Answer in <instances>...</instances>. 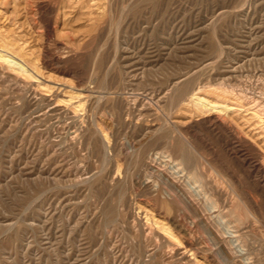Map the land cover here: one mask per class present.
Instances as JSON below:
<instances>
[{
    "label": "rangeland",
    "instance_id": "rangeland-1",
    "mask_svg": "<svg viewBox=\"0 0 264 264\" xmlns=\"http://www.w3.org/2000/svg\"><path fill=\"white\" fill-rule=\"evenodd\" d=\"M13 1L3 0L2 3L0 2V28L2 27L4 31L2 32L1 30L0 33L3 35L8 34L7 36L10 38L8 39L11 41H17V45L18 43L21 45L23 53L29 51L25 53L26 58L28 54L31 59H27L31 63L32 61L34 62L32 65L36 64V66H29L38 72L33 77L36 81L28 75H22L19 71L15 70L14 72L13 69L0 65V68L2 67L0 69V264H192L189 257L184 258L166 247L168 240L165 239L168 236L159 231L157 226L153 227L151 223H148L149 225L144 223L146 222L144 219L145 212L150 211L151 213L153 206L149 203L150 201L148 202V197L150 198L152 195L151 192L146 187H143V182L150 176L151 172L147 176L145 168L135 164L139 147L134 144L140 141L143 143V147H147L148 144V148H152L158 142L157 145L161 151L177 149L188 160L190 159V162L203 164L198 169L200 170L199 172H203L207 176L211 174L215 179H219L223 175H219L214 170L211 171L207 162L218 163V160H220L219 163H223V161L224 163H231V168L228 170L230 173H228L233 178V181L237 175L243 173L236 180L243 181L245 189L249 188L248 192L252 191V196H255V199L260 204L257 218L254 216L250 217L248 213L246 222L248 258L253 264H264V209H262L264 207V180L252 166L253 161L260 156L264 157V147L260 145L263 142L257 145L256 136L254 138V134H252L255 131L250 132L252 127L249 123L242 122L243 119L240 118L236 120L237 125L235 126L240 130L242 129L241 131L245 137L244 142L247 144L246 150H243L232 136L223 133L218 127L216 130L208 131L199 126L191 130L192 135L189 137L190 142L201 148V151L197 153L189 147L183 138L177 136L179 135L178 132L174 134V131H176L174 129L175 126L171 124L175 120L188 122L193 120V118L196 120V118L201 117L192 113L191 119V113L188 112L189 114H187L184 109L182 110L180 103L178 104L181 106L176 105L186 93L185 97L189 98L191 95L188 90L189 87L190 90L196 89L195 92H199L202 96L212 100H217V95L222 91L231 90L232 92L228 91V98L236 96V98L244 99L247 96L250 100L248 101L246 97L244 100L247 103L250 102V105L254 103V106L257 105L258 108L260 107V109L264 110V1L73 0L74 3L72 0H64V2L63 0ZM21 4L23 6H20ZM57 4L59 5L57 6ZM18 6L20 9H18ZM82 8L85 9L84 12ZM25 9L26 14L29 13L30 16H26ZM17 10L22 11H19V13ZM219 12H223V14L220 15ZM40 15L41 18L43 17L42 19H40ZM46 20L48 21L47 23ZM88 21L90 22L88 23ZM50 26L51 28L49 29ZM11 29H14L13 32H11ZM9 32L14 38L9 35ZM24 49L27 50L25 51ZM71 49L74 51L71 52ZM76 53L78 56H76ZM68 56H72V60H69L71 58H67ZM217 57L219 61L216 59ZM207 63L209 66L204 65ZM197 70L200 71L198 72ZM87 71L88 73H86ZM193 72H198L194 74L196 78L193 76ZM181 73L184 74L181 84L177 86L179 89L175 87L176 90L174 89L175 91H173V87H171L173 83L171 82L178 76L181 77ZM191 74L192 76H190ZM21 75L22 78L20 77ZM188 75L190 76L189 78L186 77ZM85 78H87V81ZM42 79L44 80L42 81ZM102 82L103 84H101ZM191 84H194L193 89ZM183 88H186L185 92ZM70 90L71 92L75 91L83 94V108H75L72 103L65 99V95L67 96ZM181 90H183V94H181L182 92L180 93ZM167 92L170 93L167 94ZM178 92L182 95V98L180 94H177ZM168 95L171 97L175 96L171 98ZM178 96L180 98H177ZM49 102L51 103L49 104ZM58 102L59 108L56 105ZM89 103L90 107H88ZM172 105L176 106V108L172 107ZM111 106H113V109ZM177 108L178 110H176ZM115 109H117L116 112ZM173 112H176V115ZM71 113L72 115H70ZM115 114L116 116L120 115L118 118L121 119L119 120ZM183 114L186 115L183 116ZM187 115L190 119H188ZM114 116L116 119L112 118ZM170 119L173 120L170 121ZM112 120L114 123H111L113 122ZM106 122L109 124L108 127ZM91 123L96 125L94 124L95 126L93 125V127L90 125ZM135 123L136 126H134ZM138 123L141 124L139 125ZM137 125L140 127H137ZM161 125L164 130L160 128ZM188 125L190 126L188 123L186 127H189ZM246 125L249 126L247 127ZM149 128L151 130L158 128L161 131L159 133L157 130V133L149 134ZM100 129L103 130L101 131ZM172 129L173 131H171ZM246 129L248 130L246 131ZM90 130H92V133ZM131 131L132 134H130ZM76 132L78 134L75 135ZM96 132L99 133L96 135ZM247 133L250 134L248 135ZM91 134L92 136H90ZM217 134L219 135L217 136L218 138L214 137ZM104 136H108V138H104ZM87 137L88 139L86 140ZM158 137H162L161 140ZM250 137H253V142H251L253 139ZM123 140H126V144ZM199 141L203 144H200ZM91 142H93L92 147ZM225 145L229 146L230 153L225 149ZM109 148L113 150H108ZM106 149L109 152L108 154ZM216 153L218 155L214 156ZM226 153L228 154L226 155ZM102 154L104 155L102 156ZM246 156H248V159ZM244 160L246 163L245 169H240L238 163L244 162ZM113 161L117 162L114 163L115 166ZM137 172L139 174H136ZM106 173L108 176L105 175ZM133 173L135 175H131ZM245 176L248 177L245 178ZM243 178L244 180H242ZM102 183L108 188H104ZM257 183L262 186L263 192L255 188ZM245 184H247V187ZM139 190L142 191V194ZM145 190H148L149 193ZM235 190L238 191L236 185ZM116 193L118 194L116 195ZM134 195L137 196L136 200ZM122 196L125 200L122 199ZM143 198L145 199L143 200ZM114 202L117 205L119 204V207L114 205ZM135 203H138L139 207ZM123 205H125L124 208ZM140 206L146 207V209ZM149 207L151 209L148 210ZM136 209L137 211H135ZM187 212L181 211V215L186 218L187 223H191L192 219L194 220L195 212L194 210ZM240 213H243L244 216L246 215L245 210H241ZM135 214L136 217H134ZM125 215L127 216L126 219ZM142 215L144 216L142 217ZM197 223L196 221L194 227L197 240L203 245L214 247V242L210 240L207 229ZM147 228L155 230L159 243L155 241L156 239H152L150 235H147L149 234V231L146 230Z\"/></svg>",
    "mask_w": 264,
    "mask_h": 264
},
{
    "label": "bare ground",
    "instance_id": "bare-ground-1",
    "mask_svg": "<svg viewBox=\"0 0 264 264\" xmlns=\"http://www.w3.org/2000/svg\"><path fill=\"white\" fill-rule=\"evenodd\" d=\"M3 1V0H2ZM2 1H0L2 3ZM16 0H14L13 2H15ZM33 1V0H32ZM39 1V0H38ZM43 1V0H41ZM59 1V0H58ZM68 1V0H66ZM78 1V0H77ZM83 1V0H81ZM101 1V0H100ZM264 1V0H263ZM18 2V0H17ZM26 2V1H25ZM24 2V3H25ZM37 2V0H36ZM62 2V1H61ZM64 2V0H63ZM70 2V1H69ZM73 2V0H72ZM110 2V1H109ZM0 3V4H1ZM23 3V4H24ZM35 3V2H33ZM58 3V2H57ZM74 3V2H73ZM77 3V2H76ZM80 3V2H79ZM92 3V2H91ZM15 4V3H14ZM17 4V3H16ZM30 4V3H29ZM32 4V3H31ZM41 4V3H40ZM43 4V3H42ZM71 4V3H70ZM84 4V3H83ZM88 4V2H87ZM258 4V3H257ZM25 5V4H24ZM56 5V4H55ZM59 4H57L58 6ZM66 5V4H65ZM69 5V4H68ZM77 5V4H76ZM81 5V4H80ZM90 5V4H89ZM92 5V4H91ZM126 5V4H125ZM151 5V4H150ZM155 5V4H154ZM239 5V4H238ZM20 6H23L22 4ZM41 6V5H39ZM48 6V5H47ZM46 6V8H47ZM74 6V5H73ZM78 6V5H77ZM84 6V5H83ZM88 6V5H87ZM86 6V7H87ZM98 6V5H96ZM15 7V5H14ZM13 7V8H14ZM33 7V6H32ZM64 7V5H63ZM81 7V6H80ZM85 7V8H86ZM105 7V6H104ZM26 8V6H25ZM52 8V7H51ZM50 8V9H51ZM60 8V7H59ZM70 8V7H69ZM77 8V7H76ZM75 8V9H76ZM108 8V7H107ZM130 8V7H128ZM16 9H17V6H16ZM18 9H20V7L18 6ZM22 9V8H21ZM24 9V8H23ZM28 9V8H27ZM31 9V8H29ZM83 9V8H82ZM103 9V8H102ZM110 9V8H109ZM121 9V8H120ZM207 9V8H206ZM35 10V9H34ZM53 10V9H52ZM55 10V9H54ZM67 10V9H66ZM85 9H83V12H84ZM94 10V9H92ZM131 10V9H130ZM16 11V10H15ZM20 11V10H19ZM17 10V12H19ZM22 11V10H21ZM20 11V12H21ZM41 11V10H40ZM64 11V10H63ZM75 11V10H73ZM81 11V10H80ZM87 11V10H86ZM90 11V10H89ZM198 11V10H197ZM220 11V10H219ZM225 11V10H223ZM230 11V10H229ZM1 12V10H0ZM19 12V13H20ZM68 12V11H67ZM105 12V11H104ZM137 12V11H136ZM242 12V11H241ZM14 14V12H12ZM18 13V14H19ZM41 13V12H40ZM47 13V12H46ZM64 13V12H63ZM88 13V12H87ZM114 13V12H113ZM112 13V14H113ZM217 13V12H216ZM220 15L223 14V12H219ZM227 13V11H226ZM225 13V15H226ZM17 14V13H16ZM15 14V15H16ZM25 14H26V9H25ZM49 15V13H47ZM53 14V13H52ZM73 14V13H72ZM80 14V13H78ZM85 14V13H84ZM1 15V14H0ZM3 15V14H2ZM8 15V14H7ZM11 15V14H10ZM29 15L26 14V16ZM31 15H33L31 13ZM66 15V14H65ZM83 15V14H82ZM80 15V16H82ZM105 15V14H104ZM132 15V14H130ZM165 15V14H164ZM263 15V14H262ZM25 16V15H24ZM30 16V15H29ZM52 16V15H51ZM69 16V15H67ZM79 16V15H78ZM86 16V14H85ZM103 16V15H102ZM218 16V15H217ZM224 16V15H223ZM34 17V16H33ZM57 17V16H56ZM70 17V16H69ZM68 17V18H69ZM77 17V15H76ZM122 17V16H121ZM239 17V16H238ZM36 18V16H35ZM43 18V17H42ZM41 18V15H40V19ZM45 18V17H44ZM49 18V16H48ZM78 18V17H77ZM84 18V17H83ZM94 18V17H93ZM99 18V17H98ZM107 18V17H106ZM119 18V17H118ZM152 18V17H151ZM220 18V17H219ZM15 19V18H14ZM64 19V17H63ZM67 19V18H66ZM86 19V18H85ZM88 19V18H87ZM1 20V19H0ZM18 20V19H17ZM24 20V19H23ZM35 20V19H34ZM48 20V19H47ZM46 20V23L49 21ZM99 20V19H98ZM102 20V19H101ZM116 20V19H115ZM132 20V19H131ZM6 21V20H5ZM12 21V20H11ZM58 21V20H57ZM68 21V20H67ZM111 21V20H110ZM114 21V20H113ZM19 22V21H18ZM51 22V21H50ZM90 21H88L89 23ZM108 22V21H107ZM11 23V22H10ZM29 23V22H28ZM39 23V22H38ZM41 23V22H40ZM44 23V22H43ZM45 23V25H47ZM69 23V22H68ZM102 23V22H101ZM228 23V22H227ZM252 23V22H251ZM5 24V23H4ZM12 24V23H11ZM9 24V25H11ZM66 24V22H65ZM64 24V25H65ZM104 24V23H103ZM146 24V23H145ZM14 25V24H13ZM50 25V23H49ZM63 25V26H64ZM68 25V24H67ZM74 25V23H73ZM98 25V24H97ZM216 25V24H215ZM3 26V25H2ZM5 26V25H4ZM12 26V25H11ZM22 26V25H21ZM20 26V27H21ZM39 26V25H38ZM71 26V25H70ZM89 26V25H88ZM101 26V24H100ZM107 26V25H106ZM128 26V25H127ZM24 27V26H23ZM102 27V26H101ZM113 27V26H112ZM4 28V27H3ZM22 28V27H21ZM21 28H19L21 30ZM48 28V27H47ZM51 28V26L49 27V29ZM120 28V27H119ZM6 29V28H5ZM9 29V28H8ZM30 29V28H29ZM72 29V28H71ZM110 29V28H109ZM2 29V27L0 28V31ZM13 32L14 29H11ZM17 30V29H16ZM105 30V29H104ZM102 31V30H101ZM7 32V31H6ZM39 32V31H38ZM62 32V31H61ZM82 32V31H80ZM195 32V31H194ZM25 33V32H24ZM30 33V32H29ZM47 33V32H46ZM105 33V32H104ZM28 34V33H27ZM8 34H1L0 33V65L2 66H5V68H8V69H13V71L15 72L16 71H19V73L21 72L22 75H28L29 77H35V75L37 74L36 72V69H31L29 65H32V63H34L32 61L27 59V58H30L31 57H28V54H27V58H26V54L25 53H28L29 51L23 53V49L21 48V45H17V41H11L9 40V36H7ZM9 35H10V32H9ZM16 35V34H15ZM51 35V34H50ZM53 35V34H52ZM87 35V34H86ZM95 35V34H94ZM12 37V35H10ZM22 36H25V35H22ZM31 36V35H30ZM178 36V35H177ZM260 36V35H259ZM16 37V36H15ZM38 37V36H37ZM46 37V36H45ZM84 37V36H82ZM9 38V39H8ZM14 38V36L12 37ZM11 38V39H12ZM24 38V37H23ZM39 38V37H38ZM72 38V37H71ZM89 39V37H87ZM235 38V37H234ZM17 39V38H16ZM15 39V40H16ZM83 39V38H82ZM87 39V40H88ZM102 39V38H101ZM72 40V39H71ZM85 40V39H84ZM136 40V39H135ZM220 40V39H219ZM32 41V40H31ZM30 41V42H31ZM34 41V40H33ZM22 42V41H21ZM25 42V41H24ZM23 42V43H24ZM29 42V43H30ZM80 42V41H79ZM78 42V44H79ZM225 42V41H224ZM34 43V42H33ZM71 43V42H70ZM28 44V43H27ZM35 44V43H34ZM84 44V43H83ZM259 44V43H258ZM30 45V44H29ZM66 46V44H64ZM69 45V44H67ZM219 45V44H218ZM32 47V46H31ZM86 47V45H85ZM98 47V46H97ZM221 47V46H220ZM249 47V46H248ZM252 47V46H251ZM23 48H25L23 46ZM27 48V47H26ZM69 48V47H67ZM73 48V46H72ZM77 48V47H75ZM228 48V47H227ZM33 49V48H32ZM64 49V47H63ZM66 49V47H65ZM127 49V48H126ZM25 50V49H24ZM27 50V49H26ZM25 50V51H26ZM54 50V49H53ZM69 50V49H68ZM66 50V51H68ZM72 50V49H71ZM224 50V49H223ZM74 50H72L71 52H73ZM222 51V50H221ZM75 53V52H74ZM177 53V52H176ZM222 53V52H221ZM68 54V53H67ZM66 54V55H67ZM70 54V52H69ZM149 54V53H148ZM57 55V54H56ZM73 55V53H72ZM223 55V54H222ZM227 55V54H226ZM251 55V54H250ZM54 56V55H53ZM58 56V55H57ZM62 56V55H61ZM76 56L77 53H76ZM75 56V57H76ZM225 56V55H224ZM249 56V55H248ZM39 57V56H38ZM59 57V56H58ZM72 56H68L67 58H71ZM192 57V56H191ZM214 57V56H212ZM219 57V56H218ZM218 57L216 58L218 60ZM239 57V56H238ZM33 58V57H32ZM60 58V57H59ZM66 58V57H65ZM78 59V57H76ZM84 58V57H83ZM104 58V57H103ZM129 58V57H128ZM142 58V57H141ZM253 58V57H252ZM41 59V58H40ZM58 59V58H57ZM154 59V58H153ZM211 59V58H210ZM214 59V58H213ZM34 61H36L35 59H32ZM60 60V59H59ZM62 60V59H61ZM66 60V59H65ZM68 60V59H67ZM69 60H72L69 59ZM82 60V59H81ZM98 60V59H97ZM106 60V59H105ZM207 60V59H206ZM251 60V59H250ZM74 61V60H73ZM148 61V60H147ZM208 61V60H207ZM219 61V60H218ZM217 61V62H218ZM37 62V61H36ZM66 62V61H65ZM31 63V64H30ZM68 63V61H67ZM103 63V62H101ZM106 63V62H105ZM205 63V62H204ZM38 64V63H37ZM41 64V63H40ZM74 64V63H73ZM77 64V63H76ZM113 64V63H112ZM213 64H215L213 62ZM105 65V64H104ZM204 65H208L207 64H204ZM228 65V64H227ZM32 66H36L35 65H32ZM209 66V65H208ZM207 66V67H208ZM39 67V66H38ZM200 67V66H199ZM203 67V66H202ZM201 67V68H202ZM205 67V66H204ZM2 68V67H1ZM0 68V69H1ZM4 68V67H3ZM209 68V67H208ZM198 69V68H197ZM204 69V68H203ZM205 69H207L205 67ZM3 70V69H2ZM41 70V69H40ZM104 70V69H103ZM195 70V69H193ZM232 70V68H231ZM234 70V68H233ZM12 71V70H11ZM94 71V70H92ZM143 71V70H142ZM198 72L200 70H197ZM5 72V71H4ZM104 72V71H103ZM190 72V71H189ZM197 72V73H198ZM202 72V71H201ZM3 73V72H2ZM17 73V72H16ZM20 73V74H21ZM88 73V71L86 72ZM92 73V72H91ZM196 73V72H195ZM193 72V76L195 74ZM196 73V74H197ZM18 74V73H17ZM43 74V72H42ZM99 74V73H98ZM110 74V73H109ZM182 74V73H181ZM184 74V73H183ZM183 74L181 77L178 76V78H176L175 80H173V83L171 87L173 91H175V87L179 86L182 82V79H183ZM227 74V73H226ZM19 75V74H18ZM22 75L20 76L22 78ZM40 75V74H39ZM85 75V74H84ZM102 75V74H101ZM186 75V74H185ZM257 75V74H256ZM43 76V75H42ZM46 76V75H45ZM52 76V75H51ZM49 76V77H51ZM170 76V75H169ZM174 76V75H173ZM177 76V74H176ZM192 76V74L190 75ZM189 75L186 76V77H190ZM197 76V75H196ZM41 77V75H40ZM54 77V76H53ZM84 77V76H83ZM175 77V76H174ZM195 77V76H194ZM193 77V78H194ZM43 78V77H42ZM52 78V77H51ZM94 78V77H93ZM187 78V79H188ZM196 78V77H195ZM194 78V79H195ZM9 79V78H8ZM34 79V78H33ZM55 80V77L53 78ZM64 79V78H63ZM62 79V80H63ZM86 81H87V78H85ZM194 79H191V80H194ZM203 79V78H202ZM264 79V78H263ZM19 80V79H18ZM17 80V82H18ZM29 80V79H28ZM32 80V79H31ZM30 80V81H31ZM36 80V79H34ZM44 79H42L43 81ZM51 80V79H50ZM67 80V79H66ZM100 80V79H99ZM98 80V81H99ZM27 81V80H26ZM37 81V80H36ZM46 81V79H45ZM49 81V80H48ZM56 81V80H55ZM167 81V80H166ZM165 81V82H166ZM185 81V80H184ZM201 81V80H200ZM34 82V81H33ZM39 82V81H38ZM47 82V81H46ZM58 82V81H57ZM68 82V81H67ZM72 82V81H71ZM188 82H190L188 80ZM193 82V81H191ZM225 82V81H224ZM227 82V81H226ZM35 83V82H34ZM66 83V82H64ZM85 83V82H84ZM116 83V82H115ZM169 83V82H168ZM187 83V82H186ZM194 83V82H193ZM263 83V82H261ZM36 84V83H35ZM43 84V83H42ZM46 84V83H45ZM50 84V83H49ZM55 84V83H54ZM60 84V83H59ZM76 84V83H75ZM90 84V83H89ZM103 84V82L101 83ZM188 84V83H187ZM198 84V83H197ZM196 84V85H197ZM264 84V83H263ZM28 85V84H26ZM37 85V84H36ZM40 86V84H38ZM56 85H58V83H56ZM61 85V84H60ZM66 85V84H65ZM73 85V83H72ZM81 85V84H80ZM86 85V84H85ZM161 85V84H160ZM171 85V84H170ZM192 85V84H191ZM238 85V84H237ZM2 86V85H1ZM33 86V85H32ZM43 86V85H42ZM64 86V85H63ZM98 86V84H97ZM100 86V85H99ZM183 86V85H181ZM180 86V87H181ZM193 86L194 84L191 86L192 89H193ZM200 86V85H199ZM242 86V85H241ZM34 87V86H33ZM48 87V86H47ZM66 87V86H65ZM76 88V86H74ZM73 87V88H74ZM82 87V86H81ZM84 87V85H83ZM87 87V86H86ZM85 87V89H86ZM162 87V86H161ZM160 87V88H161ZM166 87V86H165ZM164 87V88H165ZM184 87V86H183ZM186 87V86H185ZM220 87V86H219ZM4 88V87H3ZM51 88V87H50ZM55 88V87H54ZM68 88V87H66ZM103 88V87H102ZM178 88V87H177ZM187 88V87H186ZM185 88V89H186ZM200 88V87H199ZM38 89V88H37ZM60 89V88H59ZM62 89V88H61ZM70 89V88H69ZM98 89V88H97ZM144 89V88H143ZM163 89V88H162ZM169 89V88H168ZM175 89V90H174ZM179 89V88H178ZM181 89V88H180ZM185 89L183 88L184 92H185ZM203 89V88H201ZM200 89V90H201ZM225 89V88H224ZM28 90V89H27ZM36 90V89H35ZM48 89L46 88V91ZM54 90V89H52ZM51 90V91H52ZM76 90V89H75ZM79 90V89H78ZM84 90V89H83ZM113 90V88H112ZM183 90L180 91L181 94H183ZM188 90L191 92V95L189 96V98L185 97V96L182 98V95L178 92L177 94L181 96L182 99H178L179 102H177L176 105H180L182 107V110L184 109L187 114L189 113H193V114H196L197 116H201L200 118L198 117V119L196 118V120L193 118V120H190V121H186V122H183L181 120H175L173 121L171 124H174L175 126V130L174 131V134L175 132H178L179 135L177 136H180V138H183V140L189 145V147L195 151V152H200L201 151V148L196 146V144L194 145L192 142H190L189 140V137L192 135V129L194 127L198 128L199 126H201L202 128H205L206 130L208 131H212V130H216V128L218 127V129H220L223 133L227 134L228 136H232L234 138V140H236V143L239 144V146L243 149V150H246L247 149V144L244 142V135L242 133V129L240 130L237 126V122L236 120L242 118V122H247L249 123V125L252 127L250 128V132L251 131H255L254 133V138L256 136V141H257V145H259L258 143H262L263 144H260L262 145L261 147H264V110L260 109V107L258 108V106H254V103L253 105H250V102L247 103L246 100V97L244 99L242 98H236L233 97V98H228V94L229 92H232L231 90H224L222 91L221 93H219L217 95V100H212L206 96H202L199 92H195L196 89H193V90H190V87L188 88ZM199 90V89H198ZM37 91V90H36ZM39 91V90H38ZM57 91V90H56ZM86 91V90H85ZM92 91V90H90ZM162 91V90H161ZM172 91V92H173ZM209 91V90H208ZM217 91V89H216ZM229 91V92H228ZM247 91V90H246ZM41 92V91H40ZM48 92V91H47ZM63 92V90H62ZM67 92V91H66ZM69 92V91H68ZM88 92V91H87ZM110 92V91H109ZM171 92V91H170ZM170 92H167L170 93ZM188 92V93H190ZM58 93V92H57ZM96 93V92H95ZM159 93V92H158ZM244 93V92H243ZM66 94V93H65ZM176 94V95H177ZM233 94V93H232ZM231 94V95H232ZM264 94V93H263ZM48 95V94H47ZM64 95V94H63ZM89 95V94H88ZM154 95V94H153ZM160 95V94H158ZM170 95V94H169ZM168 95V96H169ZM24 96V95H23ZM49 96V95H48ZM163 96V95H162ZM175 95H173L174 97ZM243 96V95H242ZM58 97V95H57ZM65 99L69 102V103H72V106L74 105L75 108H81L83 106V94L82 93H79V92H75V91H72L70 90L69 94H67V96L65 95ZM85 97V96H84ZM171 97V96H169ZM171 97V98H173ZM241 97V96H240ZM159 98V97H158ZM166 98V97H165ZM177 98H180L179 96ZM251 98V97H250ZM26 99V98H25ZM28 99V98H27ZM52 99H55V98H52ZM57 99V98H56ZM60 99V98H58ZM63 99V98H61ZM86 99V98H84ZM100 99V98H99ZM175 99V98H174ZM248 99V97H247ZM78 100V101H76ZM92 100V99H90ZM94 100V99H93ZM112 100V98H111ZM177 101V99H175ZM252 100V98H251ZM255 100V99H254ZM64 101V100H62ZM97 101V100H96ZM123 101V100H122ZM171 101V100H169ZM168 101V102H169ZM175 101V102H176ZM248 101H250L248 99ZM257 101V100H256ZM264 101V99H263ZM91 102V101H90ZM108 102V101H107ZM166 102V103H168ZM173 102V101H172ZM262 102V101H260ZM51 102H49L50 104ZM57 103V101H56ZM88 103V102H87ZM100 103V102H99ZM110 103V102H109ZM120 103V102H119ZM180 103V104H178ZM251 103V104H252ZM173 104V103H172ZM261 104V103H260ZM17 105V104H16ZM27 105V104H26ZM57 105V108L58 105H59V102ZM55 105V106H56ZM62 105V104H61ZM66 105V104H65ZM85 105V104H84ZM87 105V104H86ZM96 105V103H95ZM98 105V104H97ZM103 105V104H102ZM101 105V106H102ZM112 105V104H111ZM174 105V104H173ZM172 105V107H174ZM262 105V104H261ZM69 106V105H68ZM105 106V105H104ZM119 106V104H118ZM263 106V105H262ZM51 107V106H50ZM53 107V106H52ZM62 107V106H61ZM66 107V106H65ZM71 107V106H70ZM90 107V103H89V106ZM113 106H111L112 108ZM123 107V106H122ZM139 107V106H138ZM170 107H171V104H170ZM178 107V106H177ZM27 108V107H26ZM34 108V107H33ZM42 108V107H41ZM49 108V107H47ZM56 108V109H57ZM68 108V107H67ZM83 108V107H82ZM87 108V107H86ZM129 108V107H128ZM176 108V106L174 107ZM31 109V108H30ZM54 109V107H53ZM52 109V110H53ZM65 109V108H63ZM62 109V110H63ZM69 109V108H68ZM67 109V110H68ZM73 109V108H72ZM113 109V108H112ZM27 110V109H26ZM47 110V109H46ZM49 110V109H48ZM61 110V111H62ZM71 110V109H70ZM85 110V109H84ZM88 110V108H87ZM102 110V109H101ZM117 109H115V112H116ZM172 110V109H171ZM175 110V109H174ZM178 110V108L176 109ZM175 110V111H176ZM45 111V110H44ZM69 111V110H68ZM81 111V110H80ZM89 111V110H88ZM109 111V110H108ZM113 111V110H112ZM120 111V110H118ZM144 111V110H143ZM50 112V111H49ZM48 112V113H49ZM71 112V111H70ZM79 112V111H77ZM76 112V113H77ZM178 112V111H177ZM189 112V113H188ZM52 113V112H51ZM57 113V111H56ZM61 113V112H60ZM110 113V112H109ZM174 114L176 112H173ZM182 113V112H181ZM180 113V114H181ZM185 113V112H184ZM42 114V112H41ZM46 114V113H45ZM69 114V113H68ZM74 114V112H73ZM80 114V113H79ZM114 114V113H113ZM112 114V115H113ZM117 114V113H116ZM115 114V116H116ZM124 114V113H123ZM130 114V113H129ZM142 114V113H141ZM140 114V115H141ZM190 114V117L192 119V116L193 114L191 115ZM40 115V114H39ZM57 115V114H56ZM54 115V116H56ZM72 115V113L70 114ZM68 115V116H70ZM85 115V114H84ZM176 115V114H175ZM186 115V114H183V116ZM75 116V115H74ZM77 116H78V113H77ZM112 117L113 119L115 118ZM120 117V115H118ZM118 116H116L118 118ZM124 116V115H122ZM134 116V115H133ZM142 116V115H141ZM76 117V116H75ZM85 117V116H84ZM90 117V116H89ZM93 117V116H92ZM91 117V118H92ZM137 117V116H135ZM178 117H179V113H178ZM182 117V116H181ZM188 117V115H187ZM88 118V117H87ZM78 119V117H77ZM111 119V117H110ZM109 119V120H110ZM116 119V118H115ZM119 119V118H118ZM121 119V118H120ZM119 119V120H120ZM124 119V118H123ZM122 119V120H123ZM133 119V118H132ZM136 119V118H135ZM145 119V118H144ZM157 119V118H156ZM188 119H190L188 117ZM103 120V119H102ZM106 120V118H105ZM134 120V119H133ZM173 120V119H170V121ZM199 120H201L199 122ZM74 121V120H73ZM113 121V120H112ZM124 121V120H123ZM132 121V120H131ZM129 121V122H131ZM149 121V120H148ZM147 121V122H148ZM98 122V121H97ZM102 122V121H101ZM105 122V121H104ZM136 122V121H135ZM236 122V123H235ZM244 122V123H245ZM63 123V122H62ZM76 123V122H75ZM110 123V122H109ZM111 123H114L111 122ZM110 123V124H111ZM116 123V122H115ZM132 123V122H131ZM158 123V122H157ZM164 123V122H163ZM190 124L189 127H186L187 124ZM235 123V124H234ZM243 123V124H244ZM66 124V123H65ZM81 124V123H80ZM83 124V123H82ZM95 124V123H94ZM93 124V125H94ZM108 123L106 122V125ZM117 124V123H116ZM115 124V125H116ZM119 124V123H118ZM139 124V123H138ZM141 124V123H140ZM139 124V125H140ZM159 124V123H158ZM64 125V124H63ZM92 125V123L90 124ZM92 125V126H93ZM96 125V124H95ZM94 125V126H95ZM105 125V123H104ZM128 125V123H127ZM130 125V123H129ZM137 125V127L139 126ZM146 125V124H145ZM156 125V123H155ZM167 126H169L168 124H166ZM239 125V123H238ZM248 125V126H249ZM66 126V125H65ZM68 126V125H67ZM71 126V125H69ZM93 126V127H94ZM109 126V124L107 125V127ZM136 126V123L135 125ZM133 126V127H134ZM153 126V125H151ZM157 126V125H156ZM247 126V125H246ZM247 126V127H248ZM100 127V126H98ZM111 127V126H110ZM109 127V128H110ZM126 128V126H124ZM123 127V128H124ZM131 127V126H130ZM129 127V128H130ZM140 127V126H139ZM164 127V126H163ZM239 127L241 128V126L239 125ZM246 127V128H247ZM102 128V127H101ZM113 128H114V125H113ZM132 128V127H131ZM146 128V127H145ZM148 128V127H147ZM154 128V127H153ZM161 129L162 128V125L160 127ZM170 128V127H169ZM201 128V129H202ZM245 128V127H243ZM40 129V128H39ZM67 129V128H66ZM73 129V128H72ZM98 129V128H96ZM127 129V128H126ZM142 129V128H141ZM144 129V128H143ZM160 129V131H161ZM77 130V129H76ZM101 130V129H100ZM103 130V129H102ZM101 130V131H102ZM118 130V129H117ZM121 130V129H120ZM124 130V129H123ZM133 130V129H132ZM136 130V129H135ZM158 130V128H155L154 130L150 129L149 128V131L148 133L149 134H152L153 132H156ZM164 130V129H163ZM162 130V131H163ZM248 129H246L247 131ZM92 130H90L91 132ZM98 131V130H97ZM106 130L104 129V133L106 134L105 132ZM110 131V130H109ZM115 131V130H114ZM125 131V130H124ZM128 131V130H127ZM138 133H140L138 130H136ZM160 131L158 130V132L160 133ZM173 131V129L171 130ZM198 131V130H197ZM201 131V130H200ZM82 132V131H81ZM85 132V131H84ZM87 132V131H86ZM108 132V130H107ZM121 132V131H120ZM144 132V131H143ZM142 134H146V132H144ZM169 132V131H167ZM203 132V130H202ZM62 133V132H61ZM92 133V132H91ZM94 133V132H93ZM97 133L99 132H96V135ZM102 133V132H101ZM113 133V132H112ZM118 133V132H117ZM129 133V131H128ZM127 133V134H128ZM134 133V132H133ZM157 133V132H156ZM155 133V134H156ZM173 133V132H172ZM209 133V132H208ZM211 133V132H210ZM214 133V132H213ZM219 133V132H218ZM78 134V132L75 133V135ZM88 134V133H87ZM110 134V133H109ZM115 134V132H114ZM132 134V131L131 133ZM129 134V135H130ZM134 134H137V133H134ZM133 134V135H134ZM166 134V133H165ZM170 134V133H169ZM204 134V133H203ZM222 134V133H220ZM245 134V133H244ZM248 134V133H247ZM250 134V133H249ZM248 134V135H249ZM65 135V134H64ZM95 135V136H96ZM100 135V134H99ZM104 135V134H103ZM113 135V134H112ZM111 135V136H112ZM124 135V133H123ZM129 135H125V136H129ZM154 135V134H153ZM172 135V134H171ZM195 135V133H194ZM209 135V134H207ZM207 135H204V136H207ZM92 136V134L90 135ZM101 136V135H100ZM99 136V137H100ZM116 136V134H115ZM135 136H138V135H135ZM156 136V135H155ZM159 136V135H158ZM162 136V135H161ZM176 136V135H175ZM197 136V135H196ZM219 136L218 134L214 137H217ZM223 136V135H222ZM227 136V137H228ZM126 137V138H127ZM131 137V135L129 136ZM139 137V136H138ZM141 137V136H140ZM163 137V136H162ZM161 137V138H162ZM194 137V136H193ZM247 137V136H246ZM93 138V137H91ZM95 138V137H94ZM104 138H108L104 136ZM103 138V140H104ZM118 138V137H117ZM122 138V137H121ZM160 137H158L159 139ZM160 138V140H161ZM171 138V137H170ZM202 138V137H201ZM218 138V137H217ZM221 139V137H219ZM253 139V137H250ZM53 139V138H52ZM88 139V137L86 138V140ZM90 139V138H89ZM111 139V138H109ZM108 139V140H109ZM113 139V138H112ZM111 139V140H112ZM132 139V137H131ZM147 139V138H146ZM155 139V138H154ZM173 139V138H172ZM171 139V140H172ZM224 139V138H223ZM231 139V137H230ZM92 140V139H91ZM107 140V139H105ZM107 140V141H108ZM116 140V139H115ZM134 140V139H133ZM145 140V139H143ZM149 140V139H148ZM159 140V141H160ZM182 140V142H183ZM228 140V139H227ZM102 141V139H101ZM124 141V140H123ZM122 141V142H123ZM126 141V140H125ZM124 141V143H125ZM128 141V140H127ZM132 141V140H131ZM155 141V140H154ZM254 139L251 141L253 142ZM88 142V141H87ZM133 142V141H132ZM136 142V141H135ZM157 142V141H156ZM162 142V141H161ZM165 142V141H164ZM176 142V141H175ZM197 142V141H196ZM200 142V141H199ZM223 142V140H222ZM231 142V141H230ZM61 143V142H60ZM104 143V142H103ZM107 143V142H106ZM111 143V142H110ZM115 143V142H114ZM123 143V144H124ZM158 143V142H157ZM157 143H155V145L152 146V148H148V144H147V147H143V143L138 142V143H135L134 145L136 147H139V153L136 155V160H135V164L138 166V165H141L142 167L145 168L146 170V174L148 176V173H150L145 181L143 182L144 185L143 187H146L150 192H151V197L149 198L148 197V202L152 204L153 206V209L151 210L152 212L150 213L149 212H145V217L144 219L146 220V223L147 225H149L148 223H151L154 226H157V229L161 232H163L167 237V239L165 240H168V242H166V247L170 248L174 253H178V255L182 256V257H189L190 258V262L192 264H253V262L248 258V240H246V235L248 236V234H246V231H247V220H248V213L250 215V217L254 216L255 218H257V212H258V209H259V201H257L255 199V196L253 197L252 194H251V188H250V191L251 192H248V189H245V186H244V182L240 181V180H236L239 177H241V175L243 173H241V175H237V177L234 179L233 181V178L229 175V169L231 168V163H228V162H225L223 161V163H219L220 160H218L219 162H207V164H209L208 166L211 168V171L214 170L215 172L219 173V175H223V176H220L219 179H215L213 178V176H211V174L209 176L207 175H204L203 172H199L200 170V166L203 165V164H199L197 162L195 163H192L188 160V158H186L185 155H183L182 153H180V151H178L177 149H172V150H169V151H161L160 147L157 145ZM177 143V142H176ZM202 142H200L201 144ZM220 143V141H219ZM228 143V142H227ZM91 144V147H92V144L93 142L90 143ZM122 144V145H123ZM126 144V143H125ZM146 144V143H145ZM203 144V143H202ZM222 144V143H221ZM225 144V143H224ZM229 144V143H228ZM237 144V146H238ZM110 145V144H109ZM116 145V144H115ZM128 145V144H127ZM130 145V144H129ZM133 145V144H132ZM181 145V144H180ZM218 145V144H217ZM254 145V143H253ZM99 146V145H98ZM108 146V144H107ZM118 146V145H117ZM134 146V147H135ZM161 146V145H160ZM166 146V145H165ZM168 146V145H167ZM172 146V145H171ZM183 146V145H182ZM205 146V145H204ZM207 146V145H206ZM236 146V147H237ZM82 147V146H81ZM90 147V148H91ZM105 147V145H104ZM112 147V146H111ZM126 147V146H125ZM131 147V146H130ZM135 147V148H136ZM202 147V146H201ZM215 147V146H214ZM95 148V147H93ZM92 148V149H93ZM106 148V147H105ZM133 148V146H132ZM134 148V149H135ZM204 148H207V147H204ZM234 148V147H233ZM260 148V147H259ZM112 148H109L108 150H111ZM118 149V148H116ZM124 149V148H123ZM122 149V150H123ZM126 149V148H125ZM164 149V148H163ZM167 149V148H166ZM225 149L227 150L228 153H230V149H229V146L228 145H225ZM100 150V149H99ZM105 150V149H104ZM107 150V149H106ZM107 150V154L109 153ZM113 150V149H112ZM130 150V149H129ZM133 150V149H131ZM165 150V149H164ZM208 150V149H207ZM234 150V149H233ZM255 150V149H254ZM262 150V148H261ZM94 151V149H93ZM128 151V150H127ZM136 151V150H134ZM138 151V150H137ZM203 151V149H202ZM223 151H225L223 149ZM188 152V151H187ZM210 152V151H209ZM212 152V150H211ZM219 152V151H218ZM244 152V151H243ZM263 152V151H262ZM94 153V152H93ZM97 153V152H96ZM105 153V151H104ZM113 153V151H112ZM111 153V154H112ZM214 153V152H213ZM226 153V155L228 154ZM264 153V152H263ZM99 154V153H97ZM106 154V153H105ZM115 154V152H114ZM113 154V155H114ZM133 154V153H132ZM135 154V152H134ZM133 154V155H134ZM100 155V154H99ZM104 154H102L103 156ZM112 155V157H113ZM121 155V154H119ZM218 155L217 153L214 155L216 156ZM224 155V154H223ZM61 156V155H60ZM98 156V155H97ZM107 156V155H106ZM111 156V155H110ZM117 156V154H116ZM135 156V155H134ZM211 156V155H210ZM232 156V155H231ZM260 156V154H259ZM90 157V156H89ZM115 157V155H114ZM247 159H248V156H246ZM255 157V156H254ZM257 157V156H256ZM129 158V157H128ZM133 158V157H132ZM201 158V157H200ZM219 158V157H217ZM232 158V157H231ZM235 158V157H234ZM233 158V159H234ZM113 159V158H112ZM118 159V158H117ZM221 159V158H220ZM244 159V157H243ZM242 159V160H243ZM252 159V158H251ZM94 160V159H93ZM124 160V158H123ZM253 160V159H252ZM107 161V160H106ZM122 161V159H121ZM126 161V160H125ZM131 161V159H130ZM133 161V160H132ZM205 161V160H204ZM222 161V159H221ZM231 161V160H230ZM116 162V161H115ZM113 161V164L115 163ZM206 162V161H205ZM237 162V161H236ZM107 163V162H106ZM117 163V162H116ZM119 163V162H118ZM131 163V162H130ZM61 164V163H60ZM127 164V163H126ZM134 164V165H135ZM245 160L244 162H239L238 163V167L240 169H245ZM248 164V163H247ZM251 164V163H250ZM249 165V164H248ZM247 165V166H248ZM113 166V165H112ZM111 166V167H112ZM115 166V164H114ZM122 166V165H120ZM127 166V165H126ZM140 166V167H141ZM234 166V165H233ZM253 168L256 170L257 174L264 180V157L263 156H260L258 159H256L255 161H253V164H252ZM141 167V169H142ZM121 168V167H120ZM134 168V167H133ZM136 168V167H135ZM107 169V168H106ZM112 169V168H111ZM123 169V168H122ZM140 169V170H141ZM129 170V169H127ZM239 170V169H238ZM251 170V169H249ZM109 171V170H108ZM122 171V170H121ZM130 171V170H129ZM213 171V172H214ZM233 171V170H232ZM231 171V172H232ZM247 171V170H245ZM99 172V171H98ZM104 172V171H103ZM107 172V171H106ZM115 172V171H113ZM212 172V173H213ZM229 172V173H228ZM234 172V171H233ZM252 172V171H250ZM111 173V172H109ZM125 173V172H124ZM129 173V172H128ZM127 173V174H128ZM216 173V174H217ZM245 173V172H244ZM248 173V172H247ZM126 174V173H125ZM123 174V175H125ZM136 174H139L138 172ZM142 174V173H141ZM249 174V173H248ZM256 174V175H257ZM88 175V174H87ZM107 175V173L105 174ZM122 175V176H123ZM131 175H135L134 173L131 174ZM143 175V174H142ZM155 175V176H154ZM247 175V174H245ZM251 175V174H250ZM92 176V175H91ZM103 176V175H102ZM108 176V175H107ZM111 176V175H109ZM115 176V174H114ZM118 176V175H117ZM93 177V176H92ZM141 177V176H140ZM244 177V176H242ZM248 177V176H245V178ZM96 178V177H95ZM117 178V177H116ZM128 178V177H127ZM126 178V179H127ZM217 178V177H216ZM111 179V178H110ZM121 179V178H120ZM123 179V178H122ZM121 179V180H122ZM129 179V178H128ZM257 179V178H256ZM91 180V179H90ZM124 180V179H123ZM135 180V179H134ZM140 180V179H139ZM244 180V178L242 179ZM250 180V179H248ZM253 180V179H252ZM258 180V179H257ZM256 180V181H257ZM86 181V180H85ZM118 181V180H117ZM130 181V180H129ZM133 181V180H132ZM131 181V183H132ZM105 182V181H104ZM126 182V181H125ZM138 182V180H137ZM250 182V181H249ZM115 183V182H114ZM128 183V182H127ZM126 183V184H127ZM134 183V182H133ZM103 184V183H102ZM118 184V183H117ZM122 184V183H121ZM125 184V185H126ZM130 184V183H129ZM137 184V183H135ZM134 184V185H135ZM249 184V183H248ZM253 184V183H251ZM114 185V184H113ZM111 185V186H113ZM120 185V183H119ZM235 185H236V188H238V191L235 190ZM246 187H247V184H245ZM100 186V185H99ZM109 186V185H108ZM115 186V185H114ZM132 186V185H131ZM136 186V185H135ZM249 186V185H248ZM253 186V185H251ZM103 187L105 188L106 186H104L103 184ZM119 187V186H118ZM139 187V186H138ZM99 188V187H98ZM108 188V187H106ZM113 188V187H112ZM115 188V187H114ZM132 188V187H131ZM140 188H142L140 186ZM145 188V189H146ZM255 188L259 191H262V186L260 184H256L255 185ZM102 189V188H101ZM122 189V188H121ZM133 189V188H132ZM135 189V188H134ZM137 189V188H136ZM111 190V189H110ZM119 190V189H118ZM148 190H145V191H148ZM121 191V190H120ZM127 191V190H125ZM132 191V190H131ZM130 191V192H131ZM141 191V190H139ZM144 191V192H145ZM148 191V193H149ZM124 192V190H123ZM122 192V193H123ZM137 192V191H136ZM135 192V193H136ZM258 192V191H257ZM263 192V191H262ZM110 193V191H109ZM134 193V194H135ZM254 193V192H253ZM259 193V192H258ZM118 193H116L117 195ZM125 194V192H124ZM138 194V193H137ZM141 194H142V191H141ZM115 195V196H116ZM130 195V194H129ZM114 196V195H113ZM125 196V195H124ZM135 196V200H136V195ZM261 196V195H260ZM259 196V197H260ZM107 197V196H106ZM109 197V196H108ZM144 197V196H143ZM146 197V196H145ZM116 198V197H115ZM140 198H141V195H140ZM122 199H123V196H122ZM121 199V200H122ZM134 199V197H133ZM145 198H143L144 200ZM91 200V199H90ZM109 200V199H108ZM119 200V199H118ZM125 200V198L123 199ZM139 200V199H138ZM141 200V199H140ZM117 201V200H116ZM129 201H131L129 199ZM134 201V200H133ZM132 201V202H133ZM262 201V200H261ZM123 202V201H122ZM128 202V201H127ZM115 203V202H114ZM121 203V201H120ZM129 203V202H128ZM127 203V204H128ZM141 203H142V200H141ZM130 204V203H129ZM132 204V203H131ZM134 204V203H133ZM143 204V203H142ZM262 204V203H261ZM114 205H117V203H115ZM113 205V206H114ZM121 205V204H120ZM135 205H138V203ZM119 207V204L117 205ZM128 206V205H127ZM126 206V207H127ZM93 207V206H92ZM95 207V206H94ZM108 207V206H107ZM112 207V206H111ZM117 207V208H118ZM125 207V205H123V208ZM133 207V206H132ZM139 207V205L137 206ZM141 207V206H140ZM263 207V205H262ZM261 207V208H262ZM141 208H144L143 206ZM119 209V208H118ZM122 209V208H120ZM128 209V208H127ZM146 209V207L144 208ZM151 209L150 207L148 208V210ZM264 209V207L262 208ZM114 210V208H113ZM112 210V211H113ZM116 210V209H115ZM142 210V209H141ZM189 210H194V220L192 219V222L191 223H187L186 221V218L183 217L181 215V211H188ZM241 210H245V216L243 215V213L241 214L240 211ZM124 211V209H123ZM134 211V209H133ZM137 211V209L135 210ZM144 211V210H142ZM147 211V210H145ZM116 212V211H115ZM131 212V211H130ZM187 212V213H188ZM262 212V211H261ZM264 212V211H263ZM103 213V212H102ZM120 213V212H119ZM136 213V212H135ZM142 213V212H140ZM144 213V212H143ZM115 214V213H114ZM118 214V212H117ZM122 214V213H121ZM128 214V213H127ZM131 214V213H130ZM139 214V213H138ZM263 214V213H262ZM116 215V214H115ZM243 215V216H242ZM119 216V215H118ZM134 216V215H133ZM132 216V217H133ZM144 215H142L143 217ZM264 216V215H263ZM126 215H125V219H126ZM136 217V214L135 216ZM138 217V216H137ZM192 217V218H193ZM118 218V217H117ZM196 218V219H195ZM94 219V218H93ZM134 219V218H133ZM141 219V218H140ZM44 220V219H43ZM128 220V218H127ZM254 220V219H253ZM113 221V220H112ZM119 221V220H118ZM125 221V220H124ZM130 221V220H129ZM137 221V219H136ZM196 221L200 224V225H203L204 228L207 229L208 231V234L210 236V240H212L214 242V247H211L208 246V245H203V243H200L198 240H197V237L195 236V231H194V227L196 225ZM257 221V219H256ZM122 222V221H121ZM10 223V222H9ZM119 223V222H118ZM132 223V221H131ZM139 223H140V220H139ZM197 223V224H198ZM217 223V224H216ZM127 224V223H126ZM136 224V223H135ZM142 224V223H141ZM256 224V223H255ZM199 225V226H200ZM127 226V225H126ZM129 226V225H128ZM135 226V225H134ZM140 226V225H139ZM138 226V227H139ZM141 227V226H140ZM148 227V226H147ZM201 227V226H200ZM249 227V226H248ZM134 228V227H133ZM136 228V227H135ZM128 229V228H127ZM126 229V230H127ZM145 229V228H144ZM143 229V230H144ZM156 229V230H157ZM202 230V228H200ZM199 229V230H200ZM135 230V229H134ZM147 231H149L147 235H150V237L152 239H156L155 241H157V234L155 232V230L153 228H147L146 229ZM198 230V229H197ZM126 232V231H125ZM141 232V231H140ZM203 232V231H202ZM201 232V233H202ZM145 233V232H144ZM143 233V234H144ZM207 233V232H206ZM142 234V233H141ZM205 234V233H204ZM136 235V234H135ZM146 235V234H145ZM197 235V234H196ZM203 235V234H202ZM207 235V234H206ZM132 236V235H130ZM204 236V235H203ZM208 236V235H207ZM206 236V237H207ZM137 238V237H136ZM142 238V237H141ZM166 238V237H165ZM208 238V237H207ZM206 238V239H207ZM141 240V239H140ZM209 240V239H208ZM209 240V241H210ZM138 241V240H137ZM154 241V240H153ZM145 242V241H144ZM158 242V241H157ZM206 242V241H205ZM204 242V243H205ZM156 243V242H155ZM159 243V242H158ZM157 243V244H158ZM208 243V242H206ZM205 243V244H206ZM156 244V245H157ZM143 246V245H142ZM151 246V245H150ZM159 246V245H158ZM138 247V246H137ZM147 248V247H146ZM252 248V247H251ZM255 248V246H254ZM138 250V249H137ZM162 250V249H161ZM250 250V249H249ZM150 252V251H149ZM251 252V250H250ZM137 253V252H135ZM142 253V252H141ZM157 253V252H156ZM252 255V254H251ZM156 256V255H155ZM158 256V255H157ZM255 256V255H254ZM145 257V256H144ZM176 257V256H175ZM151 259V258H150ZM260 259V258H259ZM257 259V260H259ZM181 260V258H180ZM254 261V260H253ZM99 263V262H98ZM141 263V262H140ZM143 263V262H142Z\"/></svg>",
    "mask_w": 264,
    "mask_h": 264
}]
</instances>
